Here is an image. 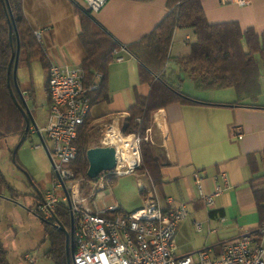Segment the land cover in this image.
<instances>
[{
    "label": "crops",
    "instance_id": "crops-1",
    "mask_svg": "<svg viewBox=\"0 0 264 264\" xmlns=\"http://www.w3.org/2000/svg\"><path fill=\"white\" fill-rule=\"evenodd\" d=\"M200 3L209 23L236 22L241 30L252 28L264 33V0H250L242 6L223 0ZM77 5L87 10L82 0H21L22 15L31 30L39 32L37 40L48 64L81 68L86 54L78 38ZM166 13V0H107L90 15L125 46L150 33ZM196 40L192 28H176L164 70L167 82L193 101H174L155 110L147 127L152 143H156L152 152L161 181L153 184L147 174L137 171L139 166L135 169L139 207L152 200L166 209L170 206L167 197L174 204H186L187 214L173 239L178 255L203 246H211L218 253L223 242L238 237L242 231L256 229L264 221L263 64L256 56L260 75L254 93L239 94L233 86L204 88L175 62L189 54ZM117 54L120 58L112 60L106 74L108 100L90 107L87 122L94 146L109 144L106 134L114 130L131 142L132 134H123L128 109L134 105L136 95L149 91L148 85L139 80L137 60L124 48ZM26 58L21 51L16 77L34 125L29 124L23 138L13 135L0 139V169L9 189L17 193L11 198L6 188L0 192V241L6 252L11 246L24 244L23 250L17 247L22 261L25 255L32 254L33 241L26 244L27 230L37 225L34 209L41 193L50 188L52 177L51 161L43 146H33L37 142L47 145L43 134L31 131L42 129L47 121L46 72L38 60ZM95 77L98 81L97 74ZM234 133L242 137L238 139ZM194 173L201 176L204 194L214 191L215 177L220 173L227 175L230 186L213 197V205H206L193 182ZM111 205L125 211L117 203ZM21 260L13 256L10 264H21ZM38 263L45 261L40 259Z\"/></svg>",
    "mask_w": 264,
    "mask_h": 264
},
{
    "label": "trees",
    "instance_id": "trees-1",
    "mask_svg": "<svg viewBox=\"0 0 264 264\" xmlns=\"http://www.w3.org/2000/svg\"><path fill=\"white\" fill-rule=\"evenodd\" d=\"M8 3L19 37L20 52L26 53L27 61L36 59L41 63L46 72L48 94L50 64L47 63L34 32L22 15L21 0H8ZM166 8V15L150 33L135 43L123 46L95 22L88 10L77 5L80 27L78 38L86 54L81 62L82 81L85 87L97 84L96 89L87 93L90 105L108 100L105 84L107 69L115 58V50L120 48H124L137 60L139 80L149 87L146 95H136L134 105L128 109L123 134L141 137L138 145L141 166L137 171L147 174L153 184L161 181L159 165L152 148L142 139L145 129L150 124L151 114L174 101L181 103L193 101L170 85L165 78L164 70L173 31L176 28H192L196 33L197 40L190 45L189 54L176 58L175 62L204 88L233 86L239 94L254 93L260 75L256 56L261 60L264 69V33H257L252 28L241 30L236 22L209 23L200 0H166ZM15 48L14 29L7 15L4 0H0V139L13 135H20L23 138L28 132L25 131L21 113L23 104L12 81V67L8 74L9 87L17 103L11 98L7 86L8 64ZM96 74L99 75L98 81ZM88 118L89 116L78 127L74 140L77 154L68 167L74 176H82L90 181L95 178L90 179L86 176L88 163L85 152L93 146L88 141L90 136ZM3 188L7 189L11 198L17 195L7 186L0 169V192ZM35 213L41 217L49 240L46 255L53 259L54 264H66L64 233L54 224L56 222L64 228L69 227L68 208L64 203H57L53 217L46 220ZM0 264H10L1 241Z\"/></svg>",
    "mask_w": 264,
    "mask_h": 264
},
{
    "label": "built area",
    "instance_id": "built-area-1",
    "mask_svg": "<svg viewBox=\"0 0 264 264\" xmlns=\"http://www.w3.org/2000/svg\"><path fill=\"white\" fill-rule=\"evenodd\" d=\"M223 1L240 6L250 3V0ZM82 2L90 13H96L107 0ZM34 34L36 38L39 36L38 31ZM114 55L120 58L116 56V50ZM82 79L80 67L51 63L47 79L50 99L47 121L42 129L31 128L32 132L43 134L52 174L50 188L41 193L34 212L44 219H50L57 203L66 205L74 225L72 264H264V221L256 229L242 231L238 237L223 242L218 253L211 246H203L194 252L178 255L173 239L179 222L187 214L183 201L174 204L173 199L167 197L170 206L163 209L154 201L146 200L140 207L129 212L116 205L101 209L88 206L87 199L79 191V180L72 177L68 167L77 154L74 140L78 127L87 118L80 116V108H88L89 115L91 105L87 93L97 87L96 83L85 87ZM51 105H59V114H51ZM234 134L238 139L242 137L241 133ZM142 139L152 142L150 128L145 129ZM140 140L138 135H131L134 147L131 164L125 165L122 154H118L115 167L98 174L94 184L100 192L96 198L104 195L105 175L130 174L139 166ZM33 146L37 148L42 145L37 142ZM112 146L117 152L116 147ZM192 178L199 197L209 206L213 205L214 196L230 186L227 175L220 173L215 177L214 191L204 194L200 174L194 173ZM60 191L62 193L58 195ZM196 226L199 227L198 224ZM24 258L28 259V255Z\"/></svg>",
    "mask_w": 264,
    "mask_h": 264
},
{
    "label": "rangeland",
    "instance_id": "rangeland-1",
    "mask_svg": "<svg viewBox=\"0 0 264 264\" xmlns=\"http://www.w3.org/2000/svg\"><path fill=\"white\" fill-rule=\"evenodd\" d=\"M144 134H145V131H144ZM88 141H90V143H92L93 145L91 136H89ZM144 141L148 143L151 148L155 146L156 144L155 142H154L155 144H153L149 140L148 141L144 140ZM16 146L17 145H15L12 148V155L14 154ZM92 147H94V145ZM140 166H141V161H140L139 167ZM139 173H142V172H139ZM72 177L79 180L78 184H79V191L81 193V196L87 199L88 206L90 207L97 206L99 209H101L103 208L104 205L108 206L113 203H117L118 205H120L122 209L129 212L139 207L141 203L140 198H139V193H138L139 191H138L137 183H136L137 181L135 178V171L130 174L119 175V176L105 175L104 176V191H103L104 195L102 199H97L95 197L96 194L100 192V190H98L97 186L94 184L96 182L95 180L87 181L82 176H74L73 173H72ZM112 178L114 179L111 180ZM61 193H62L61 191L57 192L58 195H60ZM35 215H36L35 217L37 218L35 219V221L37 222L36 223L37 225L32 226L31 228H28L27 230L28 234L26 235V239H28L29 241V242L27 241L28 242L26 243L27 245H30L29 244L31 243L30 240L33 241V245H32L33 249L30 250L32 254L28 253V259L24 258L26 262L24 260L23 262L20 259V253L17 252V247L21 249L25 245L24 244L23 246L18 245L17 247L11 246L9 247V252H7L8 257L10 259L8 260L9 263L12 261V257L14 256V258L21 260V264H27V263L28 264H34V263L39 264L38 260L40 259L45 261L44 264H54L53 259H51L49 256L46 255V252L49 248V240L45 234V230L43 227V221L41 220V217L38 216L36 213ZM65 229L69 230V227Z\"/></svg>",
    "mask_w": 264,
    "mask_h": 264
},
{
    "label": "water",
    "instance_id": "water-1",
    "mask_svg": "<svg viewBox=\"0 0 264 264\" xmlns=\"http://www.w3.org/2000/svg\"><path fill=\"white\" fill-rule=\"evenodd\" d=\"M4 5L6 7L9 20L12 23L15 37H16L15 52L11 55V58L8 64V69H7V86L9 88V93L11 95V98L13 99L15 103H17L9 87L8 74H9L10 67H12V81L20 97V100L22 101V104H23V108H21V113L25 121V131H27L29 124L32 123V125H34V122H33V117L31 115V112L29 111V108L23 97V93L20 91L18 83H17L16 71H17L18 58H19V53H20L19 37H18L15 24L13 22V16H12V12H11L8 0H4ZM10 28L11 27L9 26V30ZM42 146L46 154L49 157L48 150L44 142H42ZM115 153H116L115 148L112 145H98V146L88 148L85 152L86 160L88 163L87 170H86V176L90 179H94L98 176V174L104 171L112 170L116 164ZM62 188L64 190L63 185H62ZM54 225L55 227H57L60 231L64 233V252H65L66 264H72V256L74 252V247H73L74 225H73L72 215L69 214V230L65 229L59 224L58 225L54 224Z\"/></svg>",
    "mask_w": 264,
    "mask_h": 264
},
{
    "label": "bare ground",
    "instance_id": "bare-ground-1",
    "mask_svg": "<svg viewBox=\"0 0 264 264\" xmlns=\"http://www.w3.org/2000/svg\"><path fill=\"white\" fill-rule=\"evenodd\" d=\"M51 114H59V105H51ZM80 116H88V108H80ZM106 141L117 149L115 160L118 159V154H122L125 165L132 163L134 147L130 141L122 139L115 130L106 134Z\"/></svg>",
    "mask_w": 264,
    "mask_h": 264
}]
</instances>
